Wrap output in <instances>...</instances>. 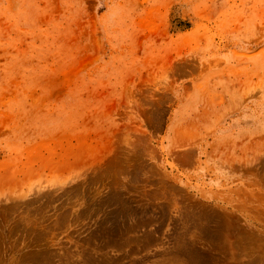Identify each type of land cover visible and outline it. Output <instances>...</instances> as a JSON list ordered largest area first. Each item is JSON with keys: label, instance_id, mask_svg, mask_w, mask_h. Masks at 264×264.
Instances as JSON below:
<instances>
[{"label": "rangeland", "instance_id": "374dc122", "mask_svg": "<svg viewBox=\"0 0 264 264\" xmlns=\"http://www.w3.org/2000/svg\"><path fill=\"white\" fill-rule=\"evenodd\" d=\"M0 264H264V0H0Z\"/></svg>", "mask_w": 264, "mask_h": 264}]
</instances>
